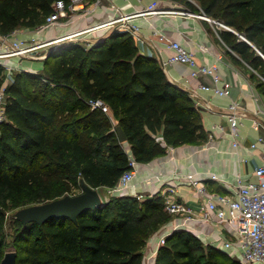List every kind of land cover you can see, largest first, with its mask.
I'll return each instance as SVG.
<instances>
[{
    "label": "trees",
    "instance_id": "trees-1",
    "mask_svg": "<svg viewBox=\"0 0 264 264\" xmlns=\"http://www.w3.org/2000/svg\"><path fill=\"white\" fill-rule=\"evenodd\" d=\"M56 1L0 0V35L39 28ZM194 1L234 31L219 35L249 66L264 94V0ZM63 43L44 56L38 73L17 72L6 92L7 120L0 123V264L7 254L10 203L47 204L73 194L79 181L113 188L132 168L130 157L148 163L170 147L206 138L189 92L169 80L156 58L140 52L130 31L114 28L96 40ZM58 51L64 52L53 59ZM5 75L0 64V91ZM91 99L108 104L113 117L92 109ZM170 219L161 195L143 201L114 196L76 221L21 224L13 252L17 264H143L148 239ZM155 264L239 263L178 230L160 247Z\"/></svg>",
    "mask_w": 264,
    "mask_h": 264
},
{
    "label": "crops",
    "instance_id": "crops-1",
    "mask_svg": "<svg viewBox=\"0 0 264 264\" xmlns=\"http://www.w3.org/2000/svg\"><path fill=\"white\" fill-rule=\"evenodd\" d=\"M153 1L155 0H101V4L95 6L94 0H90L88 9L72 15L70 21L63 20L62 23L43 30L23 28L17 30L15 35L26 44L43 43L87 30L97 23L116 18L121 13L131 14L149 6ZM158 1L163 8L189 10L193 14L204 15L198 1ZM132 23L140 28L142 41H136V45L142 54L156 58L163 65L175 53L154 35L156 30L160 31L194 52L199 64L217 65L220 82H215V76L206 74L194 77L193 68L187 64L163 65L169 80L188 91L193 100L199 103L197 110L206 130V138L200 142L170 147L164 155L155 157L148 163H140L131 186L121 195L162 197L163 190L173 186L180 200L199 210L205 198L199 194L197 186L189 182L188 176L199 180L210 192L222 194H231V191L220 182L212 180L211 176L219 177L228 185L234 184L238 175L248 181H256L255 170L264 163V141H259L260 138L264 140V94L257 86V79L252 78L249 66L221 39L219 32L224 28L221 29L201 17L177 14L148 16L135 19ZM108 31L88 32L74 40H96ZM200 46L206 47L207 51H202ZM51 48L52 46L39 48L37 55L4 60L5 68L9 66L15 70V73H9L6 68V75L13 76L21 71L38 73L43 69L44 56ZM226 83L230 84V93L225 96L199 90L201 84L223 86ZM233 102L241 105L238 146H235L237 139L231 134L227 118L229 106ZM257 121L260 122L259 129L254 127ZM218 126H223L224 129L221 130ZM123 143L126 151L131 154L130 145L126 141ZM253 144H256V148L252 147ZM178 230L191 232L205 246L217 249L223 242L230 240L234 246L222 252L241 264L238 233L234 227L216 221H185L180 215H171L170 221L150 236L144 248L143 264H155L161 238Z\"/></svg>",
    "mask_w": 264,
    "mask_h": 264
},
{
    "label": "built area",
    "instance_id": "built-area-1",
    "mask_svg": "<svg viewBox=\"0 0 264 264\" xmlns=\"http://www.w3.org/2000/svg\"><path fill=\"white\" fill-rule=\"evenodd\" d=\"M90 0H58L53 4V13L47 18L45 24L37 28V30H43L53 25L60 24L64 21L72 20V15H76L78 12H82L88 9ZM194 1V0H192ZM95 6L101 4V0H94ZM168 14L177 15H194L206 19L207 21L218 24L224 27L219 21L212 19L211 17L204 15L193 14L189 10H170L160 6L159 1H153L149 6L135 11L131 14H120L118 17L113 18L106 22L95 24L93 27L87 30H81L72 34L61 36L55 39L45 41L43 43L31 42L25 43L23 40L16 37L15 32L4 36L0 35V64L6 59L12 57H25L30 55L32 51L39 48L49 47L56 44L66 42L78 38L88 32L107 31L114 28L120 30L130 31L133 34L135 41H142V37L139 33L140 28L131 24L135 19L148 17V16H165ZM125 24V25H124ZM127 24V25H126ZM125 27V28H124ZM227 30H232L229 27H224ZM154 35L160 42L167 47L173 49L175 53L163 63L164 66L172 63L187 64L193 68L192 75L197 77L201 74L215 76V82H220V76L217 74V65L199 64L197 62L195 53L186 49L180 42L172 40L166 34L155 31ZM241 38L252 44L248 39L241 36ZM202 51H207V48L200 46ZM9 73H15V70L9 66L6 67ZM11 81L9 78H5L1 91H0V123L7 120V89ZM199 90L212 92L215 95L225 96L230 93V84L226 83L223 86H210L208 84H201ZM92 109H101L105 113L111 112V108L101 99H91L89 101ZM199 105V103H196ZM241 105L239 102H233L229 106V112L227 118L231 128V134L237 139L235 146L239 145L238 136L241 125V116L239 114ZM256 129L260 128V122L254 123ZM221 130L223 126H218ZM263 142V138L259 139ZM256 148V144L252 145ZM131 169L125 172L120 178L116 187L109 188V194L111 197L119 196L125 192L132 184L136 172L138 170V163L135 158L130 157ZM256 181H248L242 175H238L234 184L228 185L219 177L213 175L211 179L220 182L223 186L230 189L231 194H222L217 192H210L208 188L201 184L199 180H195L191 176H188L189 182L192 185L197 186L199 194L205 198V202L199 210H195L192 206L186 202L180 200L177 196L176 188L168 186L162 192V199L164 202V209L171 215H180L185 221L202 220L205 222L216 221L219 224H227L236 229L238 233V248L241 251L242 259L241 264H264V163L255 170ZM141 199V196H136ZM104 201V200H103ZM105 202V201H104ZM108 203V201H107ZM167 236L162 237L159 246L166 244ZM234 246V244L228 240L223 242L219 246V250L225 251Z\"/></svg>",
    "mask_w": 264,
    "mask_h": 264
},
{
    "label": "water",
    "instance_id": "water-1",
    "mask_svg": "<svg viewBox=\"0 0 264 264\" xmlns=\"http://www.w3.org/2000/svg\"><path fill=\"white\" fill-rule=\"evenodd\" d=\"M221 24L224 27H228L224 23ZM229 31L234 32L233 30ZM62 44L64 43L56 44L52 47H58ZM259 53L261 54L260 51ZM116 132L120 142L123 143L127 140L121 126L116 127ZM81 186L84 190L83 194L74 197L66 196L47 204L31 206L23 212L22 216L26 221H35L40 224L45 223L49 219L60 217L76 221L78 216L83 212L107 205V202L102 200L97 189L92 188L84 181L81 183ZM2 264H17V254L15 252L7 253Z\"/></svg>",
    "mask_w": 264,
    "mask_h": 264
},
{
    "label": "rangeland",
    "instance_id": "rangeland-1",
    "mask_svg": "<svg viewBox=\"0 0 264 264\" xmlns=\"http://www.w3.org/2000/svg\"><path fill=\"white\" fill-rule=\"evenodd\" d=\"M216 25H217V27H219L221 29L224 28V27H222V26H220L218 24H216ZM224 29H226V28H224ZM74 39H76V38H74ZM38 52H39V50L38 51L35 50V51H32V53H30V54L31 55H37ZM62 52H64V51H58L56 53V55L54 57H52V58L55 59V57L57 55H60ZM14 77H15V75H13V76L5 75V78H7V79L9 78V80L12 81V82H13ZM108 114L110 116H113L112 111L109 112ZM97 190L100 193V196L102 197V200H104L105 202H107V201L110 202L112 200V197H111V195L108 192L109 188H100V189H97ZM83 193H84V190H83V188L81 186V181H79L78 188L73 192V194H65L64 197H66V196L74 197V196L81 195ZM61 198H63V197H61ZM145 199H146V196H143V197H141V199H139V201H143ZM21 204H23V203H21ZM36 205H43V204L17 205L14 202L10 203L9 209L6 211V226H5V239H6V242H7V245H6L5 249H6L7 253L13 252V250H14L13 239H14V236H15L16 229L18 227H20L21 224H27V223L30 222V221H26L25 218L22 216L23 212L25 210H27L28 208H30L31 206H36Z\"/></svg>",
    "mask_w": 264,
    "mask_h": 264
}]
</instances>
